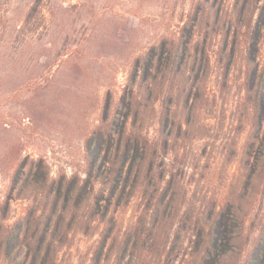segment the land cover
<instances>
[{
    "label": "rangeland",
    "instance_id": "obj_1",
    "mask_svg": "<svg viewBox=\"0 0 264 264\" xmlns=\"http://www.w3.org/2000/svg\"><path fill=\"white\" fill-rule=\"evenodd\" d=\"M233 2L0 0V264H46L43 242L48 238L49 226L40 238L42 243H37L35 253L29 254L21 237L25 221L43 225L51 220L47 212L54 196L50 191L45 197L46 185L43 189L38 188L37 196L17 198L19 183L14 167L7 163V147L18 150L16 157L26 160L29 156L41 172L47 170V184L57 179L56 183L60 185L58 201L64 197L70 202L88 179L89 163L101 159L105 142L112 139L97 125L107 104L110 106L108 111H114L135 59H141L162 37L179 36L183 32L188 40L189 56L184 57L183 73L177 75L174 89H179L186 79L190 84L192 72H200L195 58V52L199 51L198 34L206 30L211 36L216 33L223 20L215 28V11H225ZM262 2L257 1L251 25L253 56L259 67L264 61V34L261 35L264 3L259 6ZM28 14H32L36 26L32 31L23 32L19 25ZM221 39L214 36L205 46L210 55L209 65L205 68L207 76H204L206 93L212 101L206 108L213 123L211 136L192 144L193 152L200 157V165L204 166L198 171L206 174L200 186L204 191L209 190L208 196L214 193L217 201L228 190L234 174H238V160L243 156L242 145L250 129L249 103L243 101L245 42L240 39L235 43V61L228 68L215 58L223 44ZM230 39L229 36L224 41L229 44ZM68 55L74 56L71 59ZM74 63L85 67L86 74L74 78L71 66ZM182 93L173 92L180 105ZM181 118L178 113L176 120ZM262 120L264 126V114ZM188 179L187 174L183 181ZM154 184L158 185V182ZM164 184L165 181L160 183L161 186ZM255 197L245 222L242 252L236 255L238 264L245 261L247 264H264L263 186ZM150 205L141 202L135 194L129 205L115 210L119 233L123 234L127 226L142 215L141 230L146 237L150 210L145 211V207ZM101 227L92 228L89 236L68 232L70 248L62 247L60 254L64 263L114 264L106 247H99ZM173 229L177 249L167 264H196L191 252L196 250L198 243L191 220L177 217ZM51 237L55 239L56 233ZM5 249L7 255L13 254L20 262L6 256ZM133 253L128 247L123 264H132Z\"/></svg>",
    "mask_w": 264,
    "mask_h": 264
},
{
    "label": "trees",
    "instance_id": "obj_2",
    "mask_svg": "<svg viewBox=\"0 0 264 264\" xmlns=\"http://www.w3.org/2000/svg\"><path fill=\"white\" fill-rule=\"evenodd\" d=\"M257 1L260 0H234L231 8L215 11V28L222 20L223 24L212 36L208 30L198 34L199 51L195 52V58L200 72H192L190 84L186 79L179 89H174L177 75L183 73L184 57L189 56L188 40H185L187 37L183 32L179 36L162 37L141 59H135L114 111L110 113L107 104L97 125L112 139L105 142L101 159L89 163L88 179L80 187L81 193H77L70 202L64 197L58 201L60 185L56 183L57 179L47 184V170L41 172L29 156L26 160L25 157H16L18 150L7 147L6 160L14 167L19 183L17 198L29 199L31 194L37 196V191L46 185L45 197L50 191L54 195L47 212L51 218L48 223L24 222L21 240L29 254L37 252V243H42L40 238L49 226L51 235L48 233L43 242L46 264H65L60 254L62 247L70 248L68 232L89 236L92 228L102 226L99 247H106L114 264H123L128 247L134 251L132 264H167L177 249L173 222L177 217H187L191 220L198 243L196 250L191 252L196 264H238L236 255L242 252L247 215L253 208L260 186L264 187V61L259 67L253 56L251 40ZM263 3L264 0L259 6L262 7ZM31 15H26L21 21V31L29 32L35 28V19ZM262 17L261 35L264 34V13ZM214 36L222 37L223 41L215 58L228 68L235 61V43L244 39L243 101L249 103L250 124L242 145L243 156L238 160V174H234L220 201L214 193L208 196L209 190L201 188L200 182L206 174L198 171L204 166L200 165V157L192 147L193 142L211 136L213 123L206 108L212 101L205 86V68L209 65L210 55L205 46ZM229 36L228 44L224 40ZM71 66L74 78L86 74L85 67L81 68L76 63ZM174 90L183 92L181 105L179 99L173 97ZM178 113L182 118L176 120ZM187 174L189 179L185 182ZM162 181H165L163 186L160 185ZM135 194L144 204L151 203L150 207H145V211L150 210L147 213L149 227L145 231L146 237L141 230L142 215L128 225L123 234L116 229L114 211L129 205ZM40 195L44 197L41 192ZM53 233L57 235L55 239L51 237ZM61 236L62 239L59 238ZM6 242L5 239V246ZM3 253L20 262L13 254L7 255L6 249Z\"/></svg>",
    "mask_w": 264,
    "mask_h": 264
}]
</instances>
